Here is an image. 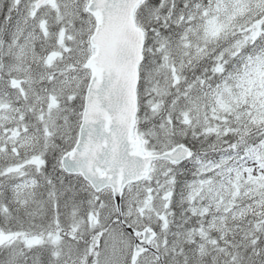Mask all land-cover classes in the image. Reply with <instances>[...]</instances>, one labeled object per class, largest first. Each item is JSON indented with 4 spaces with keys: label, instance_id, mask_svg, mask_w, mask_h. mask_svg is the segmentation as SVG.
I'll return each instance as SVG.
<instances>
[{
    "label": "snow or ice",
    "instance_id": "snow-or-ice-1",
    "mask_svg": "<svg viewBox=\"0 0 264 264\" xmlns=\"http://www.w3.org/2000/svg\"><path fill=\"white\" fill-rule=\"evenodd\" d=\"M0 264H264V0H0Z\"/></svg>",
    "mask_w": 264,
    "mask_h": 264
}]
</instances>
